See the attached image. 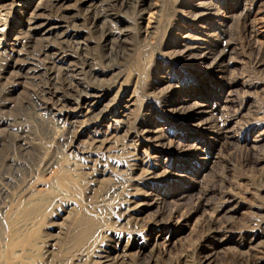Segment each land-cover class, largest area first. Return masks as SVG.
I'll use <instances>...</instances> for the list:
<instances>
[{
	"label": "rangeland",
	"instance_id": "374dc122",
	"mask_svg": "<svg viewBox=\"0 0 264 264\" xmlns=\"http://www.w3.org/2000/svg\"><path fill=\"white\" fill-rule=\"evenodd\" d=\"M0 264H264V0H0Z\"/></svg>",
	"mask_w": 264,
	"mask_h": 264
},
{
	"label": "bare ground",
	"instance_id": "6f19581e",
	"mask_svg": "<svg viewBox=\"0 0 264 264\" xmlns=\"http://www.w3.org/2000/svg\"><path fill=\"white\" fill-rule=\"evenodd\" d=\"M208 8V7H207ZM215 16V15H214ZM36 18V17H35ZM27 21V20H26ZM33 21H35V20H33ZM28 22V21H27ZM29 22H31V21H29ZM37 26H40V25H37ZM34 27V26H33ZM39 28V27H38ZM41 30V29H40ZM49 30H52V28L51 27H49V28H47V31H49ZM16 41V40H15ZM214 52V51H213ZM227 52V50H223V51H221V53H220V55H224L225 53ZM210 54V53H209ZM208 69H210L211 71H215V67L212 65L211 67H208ZM201 79H203V78H201ZM208 79V78H207ZM90 98V97H89ZM202 107H205V106H201V108ZM199 114H207V112H201V113H199ZM198 114V115H199ZM211 114V113H210ZM207 115H209V114H207ZM95 117V116H94ZM210 121V120H209ZM211 130H212V128H211ZM204 131H207V129H204ZM186 160H191L190 158H189V156L186 158ZM226 225V224H225ZM222 226V225H221ZM88 227V226H87ZM218 229V228H217ZM217 232H219V231H217ZM84 233V232H83ZM86 233V232H85ZM87 235V234H86ZM212 249V248H211Z\"/></svg>",
	"mask_w": 264,
	"mask_h": 264
}]
</instances>
